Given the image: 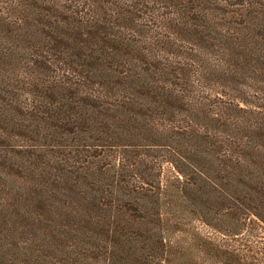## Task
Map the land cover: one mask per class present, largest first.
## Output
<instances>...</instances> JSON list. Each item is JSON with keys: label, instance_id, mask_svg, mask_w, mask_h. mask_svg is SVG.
Returning <instances> with one entry per match:
<instances>
[{"label": "rangeland", "instance_id": "1", "mask_svg": "<svg viewBox=\"0 0 264 264\" xmlns=\"http://www.w3.org/2000/svg\"><path fill=\"white\" fill-rule=\"evenodd\" d=\"M261 219L264 0H0V264L263 257Z\"/></svg>", "mask_w": 264, "mask_h": 264}, {"label": "trees", "instance_id": "2", "mask_svg": "<svg viewBox=\"0 0 264 264\" xmlns=\"http://www.w3.org/2000/svg\"><path fill=\"white\" fill-rule=\"evenodd\" d=\"M140 105V104H139ZM246 166L241 165L240 172L242 173L245 170ZM250 171H258L257 167H250L246 168ZM261 222L264 223V219H261ZM243 230V229H242ZM264 251V246L262 247ZM249 250L244 249H222L220 247L208 246L207 250V263L208 264H263L264 256L263 257H256L248 253Z\"/></svg>", "mask_w": 264, "mask_h": 264}]
</instances>
